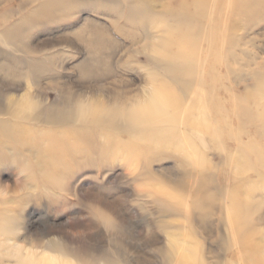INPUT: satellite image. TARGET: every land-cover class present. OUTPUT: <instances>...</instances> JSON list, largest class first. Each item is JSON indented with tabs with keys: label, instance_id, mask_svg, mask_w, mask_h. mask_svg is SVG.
I'll use <instances>...</instances> for the list:
<instances>
[{
	"label": "rangeland",
	"instance_id": "obj_1",
	"mask_svg": "<svg viewBox=\"0 0 264 264\" xmlns=\"http://www.w3.org/2000/svg\"><path fill=\"white\" fill-rule=\"evenodd\" d=\"M180 1L0 0V221L11 225L0 264L264 255V6L210 0L205 21L186 20L189 78L205 81L182 90L148 59L175 56L187 33L170 19ZM161 87L179 99L175 121L134 119Z\"/></svg>",
	"mask_w": 264,
	"mask_h": 264
},
{
	"label": "bare ground",
	"instance_id": "obj_2",
	"mask_svg": "<svg viewBox=\"0 0 264 264\" xmlns=\"http://www.w3.org/2000/svg\"><path fill=\"white\" fill-rule=\"evenodd\" d=\"M210 0H181L179 2V8L177 10H174L172 12L170 19L177 24L184 25L186 27V34L185 36L182 35L179 37L181 40L177 44V51L175 52V56L171 57L164 49L165 51L161 52H156L157 54L153 56H149L148 59L149 61L154 65V66H161L166 68L167 71L169 72H174V81H177L178 84L182 82L186 83L185 87L182 85V90H188L189 88L192 87L193 83L190 78L189 74H191V71L193 72L195 68V62L192 60L191 57L188 56L189 49L187 48V42H190L191 39L189 38V31L193 28V24L189 23L186 21L188 18L190 20H194V22H202L205 21V14L203 15L202 13L199 12H206L208 11V3ZM264 6V1L263 0H235L232 4V7L235 9H240L244 13H250V12H255L259 10L261 7ZM143 14H147L146 8L141 10ZM212 11H215L214 8ZM190 15V16H188ZM213 23V20L210 21ZM234 22H232L231 25H233ZM200 29L202 30L198 36H197V41L195 40V44H192V52L193 56L196 57L200 54V42L205 38V31H204V26L201 25ZM213 37L211 36L208 39V42L210 43V47L212 48L215 43L213 44ZM149 39V37H148ZM164 55V56H163ZM157 66V67H158ZM210 76V74L208 73ZM198 78V77H197ZM182 79V80H181ZM190 80V81H189ZM197 84L194 86H199L201 87L204 84V79H197L196 80ZM1 88V87H0ZM208 93V92H207ZM119 98L121 94H118ZM122 97V96H121ZM125 98V97H123ZM131 100L132 98L129 97ZM118 99L117 96H113L111 100H116ZM192 100V98H191ZM134 101V100H133ZM94 106L90 109V113L92 114V122L93 123H98L101 122L102 120V113L105 112L104 110V104H99L93 103ZM180 107V102L179 99L173 96L172 90L169 88H163L161 87V90L157 94H153L149 99L145 100L144 103L139 104L135 107V109L132 111V116L133 118L136 119L139 122H142L144 124H152V125H166L170 122H174V116L173 114H176L177 111L179 110ZM112 108V107H111ZM173 113V114H172ZM244 115L248 113V109L243 111ZM186 114V113H185ZM136 121V122H137ZM181 124V123H180ZM5 134V133H4ZM88 132L85 133L84 136V141L89 143L90 139L88 136ZM11 137L12 135L10 133H6L4 137ZM106 144H102V147H105ZM50 154H52L55 149L54 148H49L48 149ZM57 150V149H56ZM52 152V153H51ZM2 154H0L1 156ZM49 157V156H48ZM53 157V155H52ZM93 157V156H92ZM51 158V156H50ZM259 173H264V172H258ZM262 174H259L262 176ZM229 202V201H228ZM245 202V201H244ZM250 204V203H249ZM240 204H235L233 207H231L230 214L232 215L233 218H237L239 216V209H240ZM252 209V208H251ZM96 211V210H95ZM251 218V217H250ZM103 222V221H102ZM11 230V225L8 223L6 224L3 220L0 221V232L1 234H9ZM177 248V247H176ZM254 254H250L249 257L246 258V264H264V255L260 256L258 259L257 257L252 256ZM176 260V259H175ZM22 264H28L23 262Z\"/></svg>",
	"mask_w": 264,
	"mask_h": 264
}]
</instances>
